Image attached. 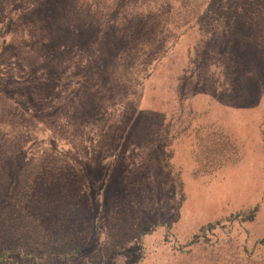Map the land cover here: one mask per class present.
<instances>
[{
    "label": "rangeland",
    "instance_id": "rangeland-1",
    "mask_svg": "<svg viewBox=\"0 0 264 264\" xmlns=\"http://www.w3.org/2000/svg\"><path fill=\"white\" fill-rule=\"evenodd\" d=\"M169 3L0 0L1 250L264 264V34Z\"/></svg>",
    "mask_w": 264,
    "mask_h": 264
},
{
    "label": "trees",
    "instance_id": "trees-1",
    "mask_svg": "<svg viewBox=\"0 0 264 264\" xmlns=\"http://www.w3.org/2000/svg\"><path fill=\"white\" fill-rule=\"evenodd\" d=\"M167 7V21L173 26L186 24L190 21L192 16L200 13L202 22L205 25H211L213 18L217 16H225L227 18L232 13H237L242 19L246 20L250 28L260 31L264 34V0H209L199 3L197 0H169ZM139 31L150 34L152 29H142L143 25L135 23ZM147 28V27H146ZM148 32V33H147ZM141 35V34H140ZM144 40H141L143 42ZM260 52L264 53V39L262 45H259ZM123 62H119L118 66L123 68ZM229 140L230 137H228ZM232 145V143H231ZM234 146V144H233ZM236 150V149H235ZM237 151V150H236ZM258 207H254L244 215H234L226 218L224 221L230 225L237 222L238 224H245L253 222L256 218ZM223 221H218L215 224H207L202 226L194 235L193 238L197 240L199 237H204L206 232L216 229ZM166 236L168 237L171 225H165ZM64 258L66 255L64 254ZM19 260L21 264H40L39 261L31 259L27 252H11L0 249V263L14 264Z\"/></svg>",
    "mask_w": 264,
    "mask_h": 264
}]
</instances>
